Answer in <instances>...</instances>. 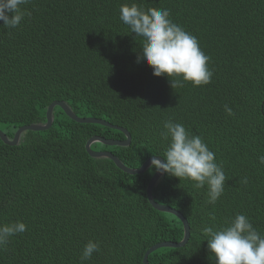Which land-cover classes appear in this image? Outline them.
<instances>
[{"label": "trees", "instance_id": "trees-1", "mask_svg": "<svg viewBox=\"0 0 264 264\" xmlns=\"http://www.w3.org/2000/svg\"><path fill=\"white\" fill-rule=\"evenodd\" d=\"M133 2L170 10L198 39L211 58V83L174 89L146 61L137 63L143 38L120 20L121 5ZM25 7L32 14L17 28L0 22V130L10 140L23 126L46 124L49 106L65 102L79 118L126 129L130 145L91 149L139 169L164 153L163 123H181L215 153L225 189L213 205L207 186L163 174L153 199L187 219L190 238L151 253L149 264H215L201 229L225 226L238 213L264 234V0H29ZM94 136L127 139L58 106L47 131H26L16 146L0 139V224L27 225L0 247V264H80L89 240L100 251L86 264H144L156 244L183 241L181 220L148 200L156 172L130 175L91 157L86 143Z\"/></svg>", "mask_w": 264, "mask_h": 264}, {"label": "clouds", "instance_id": "clouds-1", "mask_svg": "<svg viewBox=\"0 0 264 264\" xmlns=\"http://www.w3.org/2000/svg\"><path fill=\"white\" fill-rule=\"evenodd\" d=\"M28 3L29 0H0L2 26L7 29L20 26L32 14L25 7ZM170 16L168 9H144L135 2L121 5L120 20L131 33L143 38L137 63L146 61L153 75L167 76L174 89L183 87L184 82L196 87L211 83L214 75L209 68L211 58L201 49L198 39L174 23ZM225 111L233 114L227 105ZM160 135L168 144L162 155H153L150 171L168 174L180 181L190 180L195 189L207 186V202L214 205L224 193L227 177L203 137L172 120L163 123ZM259 162L264 164V156L259 157ZM242 183L247 184V178ZM26 230L27 225L22 221L0 224V247ZM201 232L207 237V247L215 256V264H264V234L247 215L238 213L225 226H205ZM99 251L100 242L89 240L81 253L80 264H86Z\"/></svg>", "mask_w": 264, "mask_h": 264}, {"label": "water", "instance_id": "water-1", "mask_svg": "<svg viewBox=\"0 0 264 264\" xmlns=\"http://www.w3.org/2000/svg\"><path fill=\"white\" fill-rule=\"evenodd\" d=\"M56 106L60 107L67 114V116H69L72 120H74L78 123L99 124V125L111 128V129L121 131L126 135L127 139L125 141L108 140V139H105V138L100 137V136H94V137L90 138L88 140V142L86 143V150L91 157H93V158H108V159L112 160L120 170H122L125 173L130 174V175L143 174L150 168V161L152 158L147 160L139 169H131V168L126 167L113 153H111L109 151H93L91 149V146L94 143H101V144L106 145V146H128L131 143V135L126 129L121 128L119 126L112 125L109 122H106V121L101 120V119L79 118L72 112V110L69 108V106L65 102H53L49 106L48 111H47V122H46V124H43V125L33 124V125L23 126L19 130H17V132L15 133L14 138L12 140H10L7 137V135L3 131L0 130V139L7 145L16 146V145H18L22 134L26 131H34V132L47 131L48 129H50L52 127L53 110ZM158 158L163 160L161 157H158ZM162 176L163 175L156 172L154 174V176L152 177V179L148 185V188H147L148 200H149L150 204L152 205V207L154 209H156L157 211L172 214L181 220V222L184 225V233H185L184 239L180 243L162 242V243L156 244L155 246L150 248V250L146 253V255L144 257V264H149L148 258H149V255L151 253H153V252H155L161 248H168V247L182 248L187 244V242L190 238V225H189L187 219L179 211H177L171 207L159 204V203L155 202V200L153 199V194H152L153 188L155 187V185L157 184V182L159 181V179Z\"/></svg>", "mask_w": 264, "mask_h": 264}]
</instances>
